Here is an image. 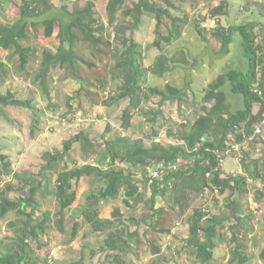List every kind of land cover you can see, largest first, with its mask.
I'll list each match as a JSON object with an SVG mask.
<instances>
[{
	"label": "rangeland",
	"instance_id": "1",
	"mask_svg": "<svg viewBox=\"0 0 264 264\" xmlns=\"http://www.w3.org/2000/svg\"><path fill=\"white\" fill-rule=\"evenodd\" d=\"M47 1L55 9L66 6L71 12L82 9L87 4L86 0ZM167 2H172L176 7L175 10L170 9V13L173 18L181 21L177 23L178 32L173 29L169 19H164V25L157 28L154 15L147 13L142 16L134 33V39L140 45L146 69H154L161 54L170 60L174 58L181 60V62L175 61L167 65L172 71L165 73L162 77L150 71L147 87L163 89L167 84H172L184 89L187 86L188 96L180 105L176 102L165 103L162 107L163 113L156 123H153L151 119L157 109L159 98H153L149 102L144 101L138 105L131 104L133 128L127 132L121 128V116L129 106V101H123L121 107L113 112L106 111L103 103L115 95L122 84V81L117 79L120 76L113 71L118 60L113 53L118 44L115 31L118 26L124 25L129 20L124 18L123 14L134 6L136 0H129L126 8L113 20H110L107 14L108 0L98 1L94 8L100 24L97 28L104 26L105 30L97 34H102L105 41L111 40L113 45L96 49L80 42L77 50L78 57H82L92 67L78 61L74 66H56L49 70L45 87L39 81L41 56L44 51L57 52L60 47L59 27H56L54 35L50 38L45 36L42 25L31 28L29 39L21 41V44L23 47L36 48L40 60L31 59L24 71L19 68V58L14 48L10 50L0 48V62L7 66L8 71L3 80L2 92L10 91L21 101H32L34 109L3 108L0 123V153L8 156L12 163L13 174L3 177L0 188L10 189L8 197L11 200L16 201L26 197L29 191V188L24 186L28 180L27 176L38 175L41 167L45 165V157L48 154L62 152L64 143L78 134H85L92 141L95 147L92 151L95 153L88 154L90 155L88 157L83 153L81 145L76 143L69 154L68 161L59 164L60 168L68 165L70 169H73L90 164L103 171L111 170L106 143L117 141L122 137H127L131 142L144 139L147 147H150L154 141L166 146L183 145V142L172 134H180L183 131L182 125H191L199 115L209 111L211 103L203 99L208 85L228 70H247L248 60L243 53L241 36L236 34L230 45V52L223 54L222 45L214 39L212 30L216 27L228 29L231 26L253 24L259 35L258 40L264 39V0H227L226 15L216 18L212 17V11L221 6L223 0H167ZM161 4L165 5L164 2ZM21 5L22 0H2L0 26H9L17 22L20 18ZM163 7L165 9V6ZM182 21L186 23L183 24ZM198 28L206 30L200 35L197 32ZM171 32L174 33L172 44L162 42L163 50L155 46L159 35L168 36ZM83 82L89 83L83 84ZM225 92L231 112L243 109L242 96L232 93L229 86L226 87ZM197 99L199 106L195 107L194 101ZM36 119L39 122L36 124L35 131L32 132ZM107 127H111V131L106 134ZM155 134L157 136H154ZM255 140L258 141V139ZM193 162V159L180 160L177 165L171 164L170 168L177 166L178 169H187ZM157 166L151 164L132 170L136 181L134 183L138 185L140 192L144 193L147 188L144 196L137 195L134 199L126 200L124 195L126 189H123L118 200L99 205L101 218L115 221L122 237H127L134 232L138 233L137 236L129 239L130 252L123 256L124 263L198 264L194 251L186 247L189 220L194 209L211 208L215 209L220 217L228 219L221 231L225 235V241L217 242L215 259L211 264H231L232 251L236 248V243L231 241L234 237L231 230L239 223L236 222L237 219H232L234 215L225 206V197L219 195L218 200L216 194L212 196L208 193L209 198L200 195L193 197V201L188 203L187 196L183 195V199L178 202L176 200L178 196L176 197L171 188L166 198L158 202L159 208L164 210L163 217L153 219V212L148 204L151 196L146 183L148 168L156 170ZM124 168H127L126 164L115 165L116 170ZM170 168L168 166L163 170L159 169L161 173L159 180L170 172ZM97 180L93 176L79 181L76 186L78 201L74 209L86 205L87 197L104 186L103 182ZM192 187L193 185L190 187L191 191ZM182 188L181 186L180 190H183ZM38 199V217L42 218V215L48 212L51 214V220L47 233L40 238L38 245L33 244L34 254L31 258L38 264H45L46 261H49L48 264H113L112 254L100 251L107 233H93L90 226L83 225L78 236L72 238L76 215L69 213L66 217L68 221L64 223L65 233L63 234L55 226V220H57L55 217L60 211L56 198L41 193ZM126 201L130 205H127ZM115 209H120L122 217H114ZM147 219L149 222H146ZM120 220L126 224H119ZM254 220H256V236L250 239V243L247 241L248 238H244L245 252L251 258L249 264H264L260 259L264 241L259 236L262 231L259 230V226L263 218L256 216ZM10 221H16L15 214H10L8 218L0 222V250L13 243L14 234L8 227ZM93 252L96 255H93Z\"/></svg>",
	"mask_w": 264,
	"mask_h": 264
},
{
	"label": "trees",
	"instance_id": "2",
	"mask_svg": "<svg viewBox=\"0 0 264 264\" xmlns=\"http://www.w3.org/2000/svg\"><path fill=\"white\" fill-rule=\"evenodd\" d=\"M98 1L100 0H86L87 4L84 8L71 12L66 6L55 9L47 0H22L19 20L9 26H0V48L3 50L14 48L15 54L19 58V68L24 71L31 59L40 58L36 48L23 47L21 44V41L29 39L31 28L42 25L45 36L50 38L54 35L56 27H59L60 47L57 52L44 51L41 56L39 81L45 87L46 77L50 69L56 66H74L77 61L78 63L89 64L82 57H78L77 50L80 42L89 44L96 49L97 47H111L113 45L111 40L105 41L102 34H97L105 30L104 26L97 28L100 24L94 8ZM128 1L108 0L106 10L110 20L116 18L126 8ZM162 2L165 4L163 5L165 9L161 4ZM227 8L228 2L223 0L221 6L212 11V17L225 16ZM170 9L175 10L176 7L167 0H136L134 6L127 9L123 14L124 18L129 20L116 28L118 44L113 53L118 60L113 71L114 74L120 76L117 79H120L122 84L115 95L104 101L103 107L106 111L113 112L121 107L123 101H129V106L121 116V128L125 132L133 128L131 104L138 105L141 102H149L153 98H159L157 109L152 114L153 119H151L153 123H156L158 117L163 113L162 107L165 103L176 102L180 105L188 96L187 86L184 89L172 84H167L163 89L147 87L150 71H153L156 76L162 77L165 73L172 71L167 65H171L175 61L181 62V60L175 58L170 60L161 54L154 69H146L140 45L134 39V33L142 16L147 13L154 15L157 28L164 25V19H169L173 24V29L179 30L177 23L181 21L173 18ZM182 23L185 24L186 22L182 21ZM255 29V25L245 24L231 26L228 29L216 27L212 30L214 39L222 45L221 52L223 54L230 52V45L235 35L241 36L243 53L248 60V68L246 71L228 70L208 85L203 99L211 103L209 111L199 115L191 125H182L183 131L180 134H172L179 141H182L183 145L166 146L154 141L150 147H147L144 139L131 142L127 137H122L117 141H107L106 143L111 170L103 171L90 164L73 169H70L68 165L60 168L59 164L68 161L69 154L76 143L81 145L85 155L95 153L92 151L95 148L92 141L85 134H78L64 143L62 152L48 154L45 157V165L41 167L38 175L27 176L28 182L26 181L24 186H27L29 191L26 197L16 201L11 200L8 197L10 189L0 188V222L8 218L10 214L16 215V221H10L8 224L14 234L13 243L0 250V264H38L35 259L31 258V255L34 254L33 244L38 245L40 238L49 230L51 220V214L48 212L44 213L42 218L37 215L38 197L41 193L52 195L58 201L60 211L55 217L57 218L55 226L61 233H65L64 223L68 221L66 219L68 214H75L76 220L73 225L72 238L78 236L83 225L90 226L93 233H107V238L100 251L111 253L113 264H125L123 256L130 252L129 239L134 238L138 233L134 232L127 237H122L115 221L101 218L99 205L118 200L123 189H126L124 193L126 200L134 199L137 195L144 196L147 188L144 193L140 192L138 185L135 184L132 170L151 164H164L168 167L171 164L177 165L180 160L193 159L194 161L187 169L170 170L162 180H158L151 187L152 196L148 204L153 212V219L163 217L164 210L159 208L158 202L160 199L166 198L169 189L172 188L174 191L176 190L174 186L179 184L181 186L183 184L193 185L192 193L195 196L205 194L207 191L214 195L216 188L220 194L227 191H243L245 179L222 177L221 162L217 151L220 153L228 149L231 135L235 141L242 142L253 133L258 124L264 122V39L258 40L259 35ZM205 30L198 28L197 32L202 35V31ZM162 42L172 44L174 33L171 32L168 36H158L155 46L160 50H163ZM89 66L92 67L91 64ZM7 72V66L0 62V123L3 108L16 107L34 110L32 101H21L10 91L2 92L1 87ZM87 83L89 82H83V84ZM227 86L230 87L232 93L243 97V109L234 113L231 112L225 92ZM194 104L195 107H198L199 100H195ZM256 106H259V111L255 114ZM38 122L39 120L36 119L35 125L32 126V132L35 131ZM110 131L111 127H107L106 134ZM117 163L126 164L127 168L116 170L115 165ZM12 174V163L8 156L0 153V185L3 177ZM93 176L98 179L97 181L103 182L104 186L87 197L86 205L74 209L78 201L77 184L80 180ZM126 204L130 205L128 201ZM114 217H122L120 209H115ZM226 221L228 219L225 217L211 215L203 208L194 209L189 220V236L186 240V247L194 251L198 264H211L214 261L217 242L225 241V235L221 231L225 227ZM146 222H149L148 219ZM119 224L125 225L126 223L120 220ZM239 227L241 228V224L232 227L231 230L234 233L231 241L236 243V248L232 251L231 264H249L251 259L245 252L246 245L244 244V238L248 237V231L240 236L238 234ZM93 255L96 253L93 252ZM260 259L264 262V249L260 253ZM48 262L46 261L45 264Z\"/></svg>",
	"mask_w": 264,
	"mask_h": 264
},
{
	"label": "crops",
	"instance_id": "3",
	"mask_svg": "<svg viewBox=\"0 0 264 264\" xmlns=\"http://www.w3.org/2000/svg\"><path fill=\"white\" fill-rule=\"evenodd\" d=\"M259 111V106H256L254 113L256 114ZM264 122L262 123L263 134L258 138H252L253 133L242 142L235 141V138L230 136V143L228 149L225 152H222L223 160L221 162V175L224 178H242L245 179V186L242 187L243 191H227L223 194L215 192L219 200V195L225 197V206L230 210L233 218L237 219L236 222L241 224L239 227L238 234L243 235L245 231H248V240L256 236V216L263 218V221L260 223L259 233L260 239L264 241ZM260 126L258 124L256 127ZM255 139H258L255 140ZM233 146V148H231ZM176 187L175 192L176 200L179 202L183 198V195H186L188 199L187 202L191 203L193 197L204 196L209 198L208 191L205 194H200L195 196L190 190L191 185L185 186L183 184V190H180L179 185ZM193 190V187H192ZM214 194V195H215ZM212 195V196H214ZM227 196V197H226ZM217 200V199H216ZM217 200V201H218ZM223 203V205H224ZM219 204V203H218ZM210 212L211 215H217L215 209H205ZM213 212H211V211ZM262 212V214H259ZM193 215V214H192ZM191 215V216H192ZM219 216V215H218ZM264 249V248H263ZM262 249V250H263ZM251 259V258H250Z\"/></svg>",
	"mask_w": 264,
	"mask_h": 264
},
{
	"label": "built area",
	"instance_id": "4",
	"mask_svg": "<svg viewBox=\"0 0 264 264\" xmlns=\"http://www.w3.org/2000/svg\"><path fill=\"white\" fill-rule=\"evenodd\" d=\"M262 125L258 126L255 128V130L253 131V135H252V138H257V137H260L262 134H263V128L261 127ZM231 148H233V146H231ZM217 154H218V157L220 158V162H222L223 160V155H222V152H218L217 151ZM220 167H221V163H220ZM158 169L156 170H153L151 167L148 168L149 170V174L147 176V186H148V193H150V196H152V192H151V187L160 179L161 177V173L159 172V169H165L167 168L164 164H160L157 166ZM170 168V166H169ZM172 171H177L178 170V167L177 166H172L170 168ZM215 191L217 193H219L218 189L216 188ZM262 213V212H261Z\"/></svg>",
	"mask_w": 264,
	"mask_h": 264
}]
</instances>
